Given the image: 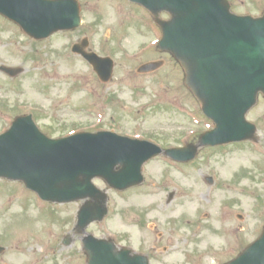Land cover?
Segmentation results:
<instances>
[{
	"label": "rangeland",
	"instance_id": "obj_1",
	"mask_svg": "<svg viewBox=\"0 0 264 264\" xmlns=\"http://www.w3.org/2000/svg\"><path fill=\"white\" fill-rule=\"evenodd\" d=\"M249 1L230 0L232 11L251 13ZM80 3L82 26L42 43L31 42L17 26L0 18V64L25 68L15 80L0 71V132L13 116L25 111L33 113L39 128L51 137L102 125L162 147L192 141L196 132L211 127L199 102L184 86L180 66L156 53L159 36L152 17L127 0ZM254 6L260 14L264 1L256 0ZM84 35L90 38L92 49L114 59V79L107 86L99 85L85 63L69 53L70 44ZM35 47L39 49L37 60L28 56ZM158 57L165 62L160 71L134 75L141 62ZM247 119L257 127L256 141L201 148L196 160L185 166L163 157L146 162L139 186L122 192L107 190L108 214L85 232L147 254L150 264H216L237 254L243 244L258 237L264 225L263 97ZM228 158L239 166L225 170ZM204 176H212L213 183L206 184ZM6 181L0 178V241L8 243L24 264H81L84 234L73 229L81 202L58 204V227L38 245L20 237L40 232V214L30 212L8 220L13 214H3L7 208L2 206L21 212L22 202L33 195L22 197L28 192L23 185ZM95 184L107 189L101 180L96 179ZM10 192L18 196H10ZM170 194L172 199L167 201ZM186 205L189 212L184 210ZM28 206L34 207L33 198ZM8 226L11 232H7ZM49 228L47 223L44 229ZM65 236L67 246L62 243Z\"/></svg>",
	"mask_w": 264,
	"mask_h": 264
},
{
	"label": "water",
	"instance_id": "obj_2",
	"mask_svg": "<svg viewBox=\"0 0 264 264\" xmlns=\"http://www.w3.org/2000/svg\"><path fill=\"white\" fill-rule=\"evenodd\" d=\"M135 1L153 13L164 9L172 15L169 22L161 23L164 35L159 48L172 52L181 62L187 85L216 124L200 138V144L251 138L255 126L244 115L258 91L264 94V15L257 19L231 15L221 0ZM0 13L36 38L79 24L73 0H0ZM86 57L103 80L110 77L112 62L108 58L93 53ZM158 151L109 133L50 140L28 118H18L0 137V175L23 180L46 200L63 202L94 197L98 193L90 182L94 176L118 189L139 182L140 164ZM168 153L175 159L193 156L184 157L180 150ZM119 163L122 168L115 171ZM102 215L98 212L83 219L80 213L79 224L84 226ZM89 241L86 248L91 264H146L126 251L113 252L108 242ZM232 264H264V232Z\"/></svg>",
	"mask_w": 264,
	"mask_h": 264
},
{
	"label": "bare ground",
	"instance_id": "obj_3",
	"mask_svg": "<svg viewBox=\"0 0 264 264\" xmlns=\"http://www.w3.org/2000/svg\"><path fill=\"white\" fill-rule=\"evenodd\" d=\"M234 165H235L234 162H230V163L227 165V169L230 168V167H232V166H234ZM37 241H38V242L41 241L40 238H38Z\"/></svg>",
	"mask_w": 264,
	"mask_h": 264
},
{
	"label": "flooded vegetation",
	"instance_id": "obj_4",
	"mask_svg": "<svg viewBox=\"0 0 264 264\" xmlns=\"http://www.w3.org/2000/svg\"><path fill=\"white\" fill-rule=\"evenodd\" d=\"M10 259V258H9ZM0 264H10L9 262L3 261L2 255L0 256Z\"/></svg>",
	"mask_w": 264,
	"mask_h": 264
}]
</instances>
